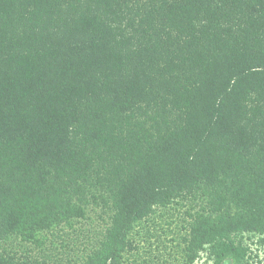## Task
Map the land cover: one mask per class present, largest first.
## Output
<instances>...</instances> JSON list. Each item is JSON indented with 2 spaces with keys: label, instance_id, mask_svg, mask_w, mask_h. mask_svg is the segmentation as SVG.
<instances>
[{
  "label": "trees",
  "instance_id": "trees-1",
  "mask_svg": "<svg viewBox=\"0 0 264 264\" xmlns=\"http://www.w3.org/2000/svg\"><path fill=\"white\" fill-rule=\"evenodd\" d=\"M262 249L264 0H0V264Z\"/></svg>",
  "mask_w": 264,
  "mask_h": 264
},
{
  "label": "rangeland",
  "instance_id": "rangeland-1",
  "mask_svg": "<svg viewBox=\"0 0 264 264\" xmlns=\"http://www.w3.org/2000/svg\"><path fill=\"white\" fill-rule=\"evenodd\" d=\"M175 228V227H174ZM159 233H161V230H159ZM170 244H168V246H169ZM164 246L165 245H163V247H162V251H159V253L160 254H163V256H165L166 255V252H167V250L169 249V248H167V249H164ZM253 247H254V245H253ZM158 251H156V253H157ZM259 254H260V256H263V254H264V250L262 249L261 251H259ZM174 261L172 260V263H173ZM197 264H214V261L212 260V259H210L208 256H207V254L206 253H203L201 256H200V258L197 260V262H196ZM229 264H233L232 262H230Z\"/></svg>",
  "mask_w": 264,
  "mask_h": 264
}]
</instances>
